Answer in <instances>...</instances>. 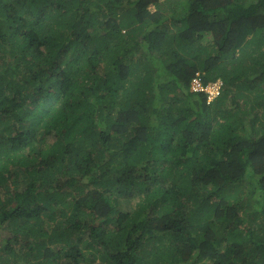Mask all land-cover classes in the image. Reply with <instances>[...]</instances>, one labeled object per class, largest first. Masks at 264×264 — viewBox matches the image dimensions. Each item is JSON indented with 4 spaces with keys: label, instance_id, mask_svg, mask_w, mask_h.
<instances>
[{
    "label": "trees",
    "instance_id": "1",
    "mask_svg": "<svg viewBox=\"0 0 264 264\" xmlns=\"http://www.w3.org/2000/svg\"><path fill=\"white\" fill-rule=\"evenodd\" d=\"M0 264H264V0H0Z\"/></svg>",
    "mask_w": 264,
    "mask_h": 264
},
{
    "label": "built area",
    "instance_id": "2",
    "mask_svg": "<svg viewBox=\"0 0 264 264\" xmlns=\"http://www.w3.org/2000/svg\"><path fill=\"white\" fill-rule=\"evenodd\" d=\"M191 88L193 90H206V91L209 90L213 96L216 95V93H218L217 87H210L208 89L206 87H203L201 84L200 78L193 79Z\"/></svg>",
    "mask_w": 264,
    "mask_h": 264
},
{
    "label": "clouds",
    "instance_id": "3",
    "mask_svg": "<svg viewBox=\"0 0 264 264\" xmlns=\"http://www.w3.org/2000/svg\"><path fill=\"white\" fill-rule=\"evenodd\" d=\"M203 87H204V86H203ZM210 87H217L218 93H216V95L213 96L212 93H211L209 90H207V92L209 93V100H211V99H213V98H216V97L219 95V93H220V91H219V89H218V85H217L216 82H214V83H212V84L206 86L207 89L210 88Z\"/></svg>",
    "mask_w": 264,
    "mask_h": 264
},
{
    "label": "rangeland",
    "instance_id": "4",
    "mask_svg": "<svg viewBox=\"0 0 264 264\" xmlns=\"http://www.w3.org/2000/svg\"><path fill=\"white\" fill-rule=\"evenodd\" d=\"M158 1H165V0H158ZM163 3V2H162ZM150 8L152 9V10H154L156 7H157V5H155V3H151L150 5ZM142 55V54H141ZM144 56V58H146V59H149V57H148V55H146V53H144V55H142V57Z\"/></svg>",
    "mask_w": 264,
    "mask_h": 264
}]
</instances>
